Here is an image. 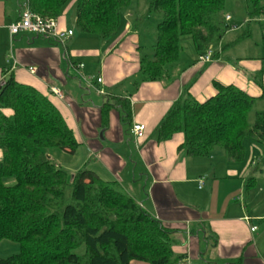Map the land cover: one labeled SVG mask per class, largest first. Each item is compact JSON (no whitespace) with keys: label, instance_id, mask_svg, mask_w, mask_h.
Instances as JSON below:
<instances>
[{"label":"trees","instance_id":"1","mask_svg":"<svg viewBox=\"0 0 264 264\" xmlns=\"http://www.w3.org/2000/svg\"><path fill=\"white\" fill-rule=\"evenodd\" d=\"M76 4V26L86 35L108 41L121 26L132 0H27L30 10L58 20L64 7ZM250 20L264 15V0H244ZM226 0H153L150 10L162 21L156 28L154 58L142 61L139 85L168 77L180 62L181 40L192 37L198 57L217 52L228 32ZM133 29V28H132ZM250 37L246 34L242 39ZM264 47V32L261 38ZM215 52V53H216ZM216 95L204 103L181 99L157 129L158 142L184 135L180 151L188 157L211 158L216 150L227 161L246 159L245 140L264 145V110L250 118L264 96L254 98L236 86L214 83ZM111 101L114 104H111ZM117 108L124 123L131 121L130 102L110 99L102 109L103 128ZM10 110L11 116L3 111ZM79 144L57 107L34 88L6 78L0 89V244L20 246V253L0 258V264H180L171 230L151 217L121 191L94 172L74 175L54 165L47 151L75 155ZM261 171L255 165L254 173ZM13 182V183H12ZM256 182L246 181L249 190ZM84 253L80 254V250ZM264 259V254H263ZM230 264H244L239 258Z\"/></svg>","mask_w":264,"mask_h":264},{"label":"crops","instance_id":"2","mask_svg":"<svg viewBox=\"0 0 264 264\" xmlns=\"http://www.w3.org/2000/svg\"><path fill=\"white\" fill-rule=\"evenodd\" d=\"M26 2L0 0V30L10 34V27L19 20ZM57 21L61 31H68L65 17ZM30 36L13 51L16 67L0 66V83L12 75L17 83L34 88L57 107L79 144L75 155L70 156L81 154L75 166L64 169L69 175L89 170L105 182L118 184L123 193L174 233V253L185 256L180 264H193L203 258L230 262L243 258L244 264H264L263 252L256 245L259 229L254 225L256 219L261 221L264 217L251 218L248 206L241 204L248 167L238 169L227 160L226 164L214 165L217 154L211 158L188 157L180 151L183 134H176L167 142L157 140L158 127L177 102L188 96L199 103L206 102L217 93L215 82L236 86L254 98L263 97L262 52L254 57L230 55L224 38L213 62L203 63L198 55L182 54L180 62L169 68L166 79L139 85L127 83L123 96H119L112 92L137 77L141 69L136 24L128 23L124 32L102 40L94 49L82 48L84 38L75 40V35L64 45ZM30 68L36 73H30ZM95 77L103 82L97 83L99 101L93 108L77 110L69 93L64 100L50 93L51 87L64 93L70 82L79 78L89 84ZM116 97L130 102L131 121L126 128L119 110L112 108L108 126L103 128V106ZM3 113L12 115L10 110ZM136 124L146 126L144 137L138 141L132 135ZM2 157L0 151V161ZM54 165L63 169L60 164ZM252 227L257 228L256 232H251ZM206 238L213 241L212 248Z\"/></svg>","mask_w":264,"mask_h":264},{"label":"rangeland","instance_id":"3","mask_svg":"<svg viewBox=\"0 0 264 264\" xmlns=\"http://www.w3.org/2000/svg\"><path fill=\"white\" fill-rule=\"evenodd\" d=\"M22 3L25 0H21ZM153 0H132L130 7L123 12L121 16V26L119 28V34L124 32L127 24H136V29L140 33V49L139 56L141 61H150L154 58V46L157 40L156 28L158 24L162 21V16L159 13L150 10ZM224 16H229L231 21H227L228 32L225 36L224 42L228 45L225 49L231 51L230 55H241L245 57L258 56L261 52L264 54V47L261 42L262 34L264 32V15L256 20H250L244 0H226ZM61 17H65L68 30L72 31L75 35L74 39L77 40L79 37H83L81 41L82 48H96L102 40L96 36L86 35L80 32L76 26V4L75 1H70L63 9ZM261 21V22H258ZM249 34L250 37L244 41L242 37ZM31 37L30 34H21L16 37L14 41L7 31L0 30V66L2 67H12L13 65V51L17 48L19 42L26 43L27 38ZM182 54L186 57H191L192 55H197L194 42L192 37H185L181 40ZM233 49V50H232ZM213 58L215 56V50H211ZM214 61V59H213ZM92 69L95 72V64L92 61ZM96 77L89 80V84L83 79H77L74 83L70 82L69 85L64 90V96L69 93L75 102V109H80V107H90L93 108L97 105L98 88H97ZM127 86V82L120 84L112 94L123 96V92ZM100 92V91H99ZM111 93V92H110ZM105 97V96H104ZM103 99V98H101ZM111 104H114L111 101ZM264 110V102L258 104L252 114L250 121L254 122L255 114L258 111ZM121 117L122 113L119 110ZM89 125L92 126V118L88 119ZM123 125L128 128V124L123 122ZM93 127V126H92ZM100 131L98 138H101ZM246 148V159L242 163L231 162L238 169H245L248 167V173L246 175L245 182L251 178L255 177L256 182L253 184L252 188L247 190L244 187L243 197L241 198V204L248 206L247 214L256 219L257 217H264V145L254 142L252 140H245ZM51 161L53 163L60 164L63 169L67 166H75L80 160L81 154H78L75 158L70 155L65 154L59 149H49L47 151ZM214 165L220 166L226 164V159L224 158V152L220 149L216 150ZM253 163V164H252ZM259 164L261 171L254 173L255 165ZM253 165V166H252ZM71 175V173H70ZM13 183V182H12ZM254 225L258 227L259 232L255 235L256 245L259 251L264 254V220H255ZM208 236V235H207ZM207 241L208 247L213 246V241L209 238L205 239ZM80 254L84 253L82 248ZM20 253V246L16 243L4 241L0 244V258H8L11 256L18 255ZM230 261H224L222 259H198L193 261V264H230ZM192 264V262H191Z\"/></svg>","mask_w":264,"mask_h":264},{"label":"built area","instance_id":"4","mask_svg":"<svg viewBox=\"0 0 264 264\" xmlns=\"http://www.w3.org/2000/svg\"><path fill=\"white\" fill-rule=\"evenodd\" d=\"M227 21H230L231 18L226 17ZM30 34L36 37L44 38L50 41L53 44H61L64 45L70 38L74 36V33L70 30L61 31L59 29L58 21L55 19H45L39 15L34 14L27 3L22 6L21 14L19 20L10 27V36L12 41L16 37H19L21 34ZM200 62L203 63H211L213 62V54L212 51L208 52L206 55L199 58ZM17 62H14L13 68L16 67ZM80 68H83L81 65ZM30 73L35 74L36 69L30 68ZM103 82L102 79H97V83L101 84ZM2 83H0V89L2 87ZM50 93L62 100H64V94L60 88L51 87ZM102 95H105L103 91H100ZM146 126L141 124H136L132 127V135L133 138L138 141L142 139L145 135ZM202 186V184H201ZM257 228L252 227L251 232H256Z\"/></svg>","mask_w":264,"mask_h":264}]
</instances>
